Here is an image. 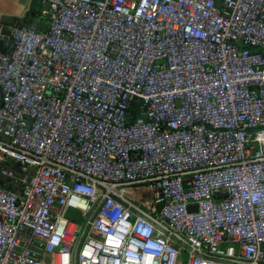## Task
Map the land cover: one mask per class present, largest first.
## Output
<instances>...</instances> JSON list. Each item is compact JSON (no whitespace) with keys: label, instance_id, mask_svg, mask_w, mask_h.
<instances>
[{"label":"built area","instance_id":"2783aa9c","mask_svg":"<svg viewBox=\"0 0 264 264\" xmlns=\"http://www.w3.org/2000/svg\"><path fill=\"white\" fill-rule=\"evenodd\" d=\"M42 4L0 27V264H264V0Z\"/></svg>","mask_w":264,"mask_h":264},{"label":"rangeland","instance_id":"374dc122","mask_svg":"<svg viewBox=\"0 0 264 264\" xmlns=\"http://www.w3.org/2000/svg\"><path fill=\"white\" fill-rule=\"evenodd\" d=\"M36 3L38 0H35ZM42 2V0H40ZM30 3V0H0V16L3 23L11 24L16 21V17L20 16L22 12ZM1 21V22H2ZM135 194H142L145 196H151V187L143 186L135 190Z\"/></svg>","mask_w":264,"mask_h":264},{"label":"trees","instance_id":"16d2710c","mask_svg":"<svg viewBox=\"0 0 264 264\" xmlns=\"http://www.w3.org/2000/svg\"><path fill=\"white\" fill-rule=\"evenodd\" d=\"M49 20V15H47V8L40 0L36 3L35 0L32 1L28 14H26L25 23H35L39 30L45 29V26ZM138 112V107L134 106L132 108V114L135 116Z\"/></svg>","mask_w":264,"mask_h":264},{"label":"crops","instance_id":"0c3cea01","mask_svg":"<svg viewBox=\"0 0 264 264\" xmlns=\"http://www.w3.org/2000/svg\"><path fill=\"white\" fill-rule=\"evenodd\" d=\"M32 1L33 0H30V5H31V3H32ZM30 5H28L27 7H26V9L22 12V14L20 15V16H18V17H16V21L14 22V23H11V24H7V23H3V21L1 20V18H0V27H3V29H9L10 27H12L13 25H15L16 23H18V20L20 19V18H23V19H25V17H26V14H28V12H29V9H30ZM1 15H3V14H0V16ZM2 21V22H1ZM34 23V22H33ZM36 23V22H35Z\"/></svg>","mask_w":264,"mask_h":264},{"label":"water","instance_id":"95a60500","mask_svg":"<svg viewBox=\"0 0 264 264\" xmlns=\"http://www.w3.org/2000/svg\"><path fill=\"white\" fill-rule=\"evenodd\" d=\"M128 123H131V120H128ZM195 207H190V209H194Z\"/></svg>","mask_w":264,"mask_h":264}]
</instances>
